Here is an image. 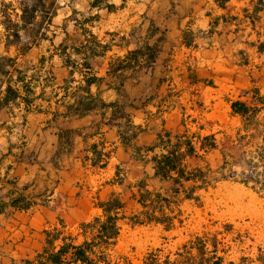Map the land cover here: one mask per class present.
I'll return each instance as SVG.
<instances>
[{"label": "crops", "instance_id": "crops-1", "mask_svg": "<svg viewBox=\"0 0 264 264\" xmlns=\"http://www.w3.org/2000/svg\"><path fill=\"white\" fill-rule=\"evenodd\" d=\"M91 1L57 0L60 8L55 18L59 11L62 17L55 26H61L72 10L84 17L99 16L98 21L85 27L109 49L89 60L92 73L103 79L99 86L91 85L89 93L104 103L124 105L123 112L142 129L134 142L138 147L153 146L158 134L164 131L171 136L182 133L187 127V110L194 109V102L215 101L220 92L214 85H221L222 79L232 82L234 77L241 76L246 64L232 61L231 57L242 53V48L236 52L237 46L253 49L251 42L244 40L250 34L244 32L247 28L254 30L264 13V0H126L123 6L122 0H109L116 8L111 12L90 9ZM255 9H259L256 14ZM57 31L61 37L55 42L57 36L54 44L64 36L60 29ZM66 32L69 37L77 34L78 44L85 43L86 38L72 21L68 22ZM155 45L158 52L152 66L146 67L142 57L133 70L108 74L109 65L117 59ZM40 48L31 49L18 63L35 65L44 55L41 79L49 70L54 77L52 86L45 89L49 101L37 99L26 113L23 125L22 104L0 111V264H24L44 247V231L55 228L68 235L67 221H78V226L90 221L101 213L97 203L111 195H119L126 207L131 203L137 210L129 197L141 180L145 179L149 189L160 185L152 164L134 160L132 147L126 148L120 142L118 127L105 124L112 118L114 108L97 106L81 115H66L67 107L75 101V86L83 84L81 76L74 73L75 82L64 91L61 87L69 78L70 69L58 55L47 59L53 53L52 46L46 54H39L35 62L30 61L28 57ZM210 80L212 86L207 85ZM39 92L38 87L36 94ZM77 95L86 94L80 91ZM231 101L234 99L226 101L229 108ZM93 103L99 105L96 100ZM54 113L58 114L55 119ZM116 123L122 124L123 119ZM64 130L74 132L69 149L60 147L62 141L58 136ZM15 137L23 141L22 146L12 142ZM94 145L108 154L102 168L91 164ZM117 168L122 184L114 182ZM37 196H43L46 203L31 201ZM18 198L33 205L26 211L8 206ZM86 211L94 215L85 218Z\"/></svg>", "mask_w": 264, "mask_h": 264}, {"label": "trees", "instance_id": "trees-1", "mask_svg": "<svg viewBox=\"0 0 264 264\" xmlns=\"http://www.w3.org/2000/svg\"><path fill=\"white\" fill-rule=\"evenodd\" d=\"M126 0H122V5ZM260 1V0H259ZM261 2V1H260ZM60 8L57 0H1L0 2V44L3 47V54L0 55V111L2 109L19 108L23 105V115L21 125L24 124L26 113L31 111L33 103L37 99L49 101L50 96L45 97V89L52 86L54 77L49 70L43 76L42 70L46 58L41 55L35 65L19 64L18 60L24 58L31 49L38 48L43 42H48L53 47V53L48 56V60L53 55H58L65 67L69 68V78L62 85V89L67 91L71 84L75 82L74 73L81 76L83 84L75 86L73 97L75 101L67 107L66 115H81L82 112L93 107L100 106L101 109L112 107L114 112L112 118L106 125H115L119 129L120 142L123 146L132 147V158L141 162H150L154 170V177L159 180V187L149 189L144 180L136 185V192L129 197L138 206L130 216L124 214L126 202H123L119 195H111L106 201L98 202L100 215L92 218L88 222L80 223L78 226L79 235L83 237L80 243H75L76 238L71 235H63V232L55 228L44 231L45 244L40 252L32 259L26 260L24 264H111L110 252L116 247L120 236L121 221L133 228L136 226L159 225L164 231L170 232L177 227H182L184 212L181 207L185 203H192L197 207L202 206L201 193L207 192L210 188L222 181L232 180L249 187L256 193H262L264 198V178L259 179L257 172L258 165H250L247 170L239 173L240 179H236V173L230 176L224 175L223 171L227 163H223L217 170L213 171L209 166L192 167L190 160H202L204 155L218 148L213 135L201 137L197 133H189L187 127L178 135L171 136L167 131L158 134L156 143L149 147H138L134 144L139 133L142 132L140 126L132 124L130 117L123 112L124 105L118 102L104 103L97 97H92L89 87L93 84L99 86L102 78L96 77L92 73L89 60L94 56L103 54L109 49V45H101L94 35L85 27L98 21V15L84 17L79 12L72 10L71 15L65 19L61 26H54L51 30L53 19ZM90 9H105L109 12L116 8L109 0H92ZM259 9L254 10L256 14ZM72 21L74 28L80 30L86 38L83 44L79 41L78 35L70 36L66 32L68 22ZM64 36L58 44H54V39L59 35ZM13 49L14 54L9 53ZM259 53H264V43L257 47ZM158 47L145 46L135 51L129 52L123 59H117L109 65L108 74L118 75L124 70L134 69L139 65V59L145 58V66L150 67L154 63ZM74 56V57H73ZM77 57H80L81 62ZM31 71L30 74L28 72ZM121 86V85H120ZM40 92L36 94V88ZM120 87L117 88L119 91ZM83 91L85 96H78V92ZM252 92L254 96H259L264 103V97L259 95V90L252 89L242 92V97H247ZM57 93L54 94V97ZM65 96V95H64ZM62 96V97H64ZM96 100L97 103H93ZM132 106V105H131ZM231 114L242 119L243 127L246 131L257 130L255 117L258 110L254 105H248L246 101L234 100L230 102ZM58 114H53V119ZM103 115V114H102ZM118 119H123L122 124L116 123ZM72 130H64L59 134L61 145L68 149L71 146L70 137ZM239 133V132H238ZM244 137L239 138L241 141ZM254 139L255 135L252 134ZM159 150V153H155ZM92 166H105L104 160L108 154L92 147ZM262 162V155L259 157ZM231 164V163H230ZM241 166V162L234 163ZM120 169L117 168L114 182L122 184L119 177ZM215 174H217L215 176ZM33 203L15 199L8 206L14 210L26 211ZM2 209H0L1 211ZM230 230V225L227 226ZM226 232H229L228 230ZM235 239V238H234ZM56 242H59L55 245ZM222 244L215 236L207 235L195 236L181 247V252L177 254L178 259L174 264H264V247H258L252 257L241 256L238 261L224 262L223 255H218V246Z\"/></svg>", "mask_w": 264, "mask_h": 264}, {"label": "rangeland", "instance_id": "rangeland-1", "mask_svg": "<svg viewBox=\"0 0 264 264\" xmlns=\"http://www.w3.org/2000/svg\"><path fill=\"white\" fill-rule=\"evenodd\" d=\"M61 17L62 14L59 11L57 18L52 22L51 30H54L55 24L60 23ZM261 17L260 21L255 23L254 30L250 28L245 30L244 34L249 33L250 35L246 38L243 35L245 42L250 41L253 49L243 48L242 45L237 46L236 52L242 48V53L231 57L232 61L236 60L246 64L241 76L238 79L234 77L232 82L222 79L221 85L213 84L219 88L220 92L215 101L212 99L204 104L196 101L192 103L194 109L187 110L185 121L190 133H197L201 137L213 134L218 146L216 150L206 153L202 160H190L192 167L209 166L215 171L225 162L227 166L223 171L224 175L230 176L232 171L236 173L235 178L240 179L241 171L256 164L258 165L257 172L261 173L259 179L264 178V103L252 92L247 97H242L240 92L244 88L257 89L259 95L264 97V53L257 52L258 45L264 43V13ZM68 31L70 32V29ZM59 37L61 36H58L55 42L60 39ZM49 46L48 42H43L41 48L32 52L28 57L30 61L35 62L39 54H46ZM1 54H3V47L0 44ZM13 54L12 49L9 55L13 56ZM24 63L25 61L21 62V64ZM211 82L213 83L210 80L207 85L212 86ZM229 99L246 101L248 105L256 107L258 110L255 117L257 130L246 131L242 120L230 114L231 110L226 102ZM252 134L255 135L254 139L251 138ZM242 137L244 138L239 141ZM12 142L19 146L23 145V141L17 137L13 138ZM261 155L262 162L259 158ZM236 161L241 162L242 165H235ZM31 201L42 205L46 203L43 196H37ZM201 202V207L185 203L181 207L184 212L183 226L170 232L164 231L159 225L131 228L127 221L120 223L121 232L117 245L110 252L111 264H174L182 245L195 236L203 235L210 238L215 236L222 243L218 249L225 253L219 252L218 255H223L225 263H236L241 256L252 257L258 247H264V198L262 193H256L243 184L227 180L217 183L207 192H202ZM95 203L97 202H93L94 206ZM135 209L130 203L126 207L125 215L130 216L136 211ZM93 213L86 211L84 217L93 216ZM66 223L70 228L68 234L73 237L77 236L76 243H80L83 237L78 234L77 224L79 222L67 221ZM228 225L231 227L230 230L227 228ZM227 230L229 232H226Z\"/></svg>", "mask_w": 264, "mask_h": 264}]
</instances>
